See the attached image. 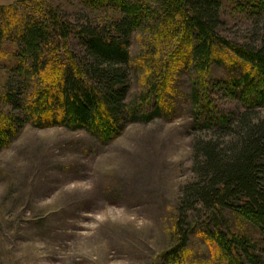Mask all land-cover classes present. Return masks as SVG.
Instances as JSON below:
<instances>
[{
  "label": "trees",
  "instance_id": "1",
  "mask_svg": "<svg viewBox=\"0 0 264 264\" xmlns=\"http://www.w3.org/2000/svg\"><path fill=\"white\" fill-rule=\"evenodd\" d=\"M75 1L81 7L76 12L38 0L0 5V51L7 42L18 49L0 95V151L27 125L84 130L109 144L129 124L172 111V77L183 66L194 71L192 124L202 132L192 146L196 179L182 190L177 244L156 264H185L197 206L214 216L232 211L260 232L255 240L207 229L220 264H264V36L254 35L259 29L248 41L224 36L221 0ZM252 8L258 9L254 23H263L264 2ZM136 35L143 48L133 54ZM215 62L230 66L231 77L210 79ZM237 66L241 71L235 74ZM138 72L144 89L131 100ZM219 97L236 104L222 107Z\"/></svg>",
  "mask_w": 264,
  "mask_h": 264
},
{
  "label": "rangeland",
  "instance_id": "2",
  "mask_svg": "<svg viewBox=\"0 0 264 264\" xmlns=\"http://www.w3.org/2000/svg\"><path fill=\"white\" fill-rule=\"evenodd\" d=\"M38 1L69 12L81 8L75 0ZM221 2L224 36L234 41L264 36V21L254 23L258 9L252 8L263 0ZM142 42L134 37L133 54ZM17 51L9 42L0 51V95ZM230 68L215 62L209 78L231 77ZM237 68L233 73L241 71ZM193 73L183 66L174 72L171 112L129 124L109 144L84 130L27 125L0 151V264H156L176 245L182 190L196 179L192 146L202 133L192 124ZM143 89L138 72L130 99ZM218 103L236 104L225 97ZM215 216L199 206L191 214L185 264H220L205 235L211 226L260 239L259 230L232 211Z\"/></svg>",
  "mask_w": 264,
  "mask_h": 264
},
{
  "label": "crops",
  "instance_id": "3",
  "mask_svg": "<svg viewBox=\"0 0 264 264\" xmlns=\"http://www.w3.org/2000/svg\"><path fill=\"white\" fill-rule=\"evenodd\" d=\"M16 0H0V5H10Z\"/></svg>",
  "mask_w": 264,
  "mask_h": 264
}]
</instances>
